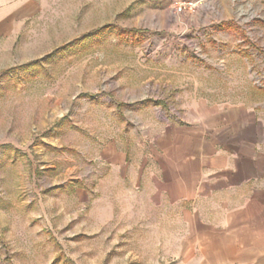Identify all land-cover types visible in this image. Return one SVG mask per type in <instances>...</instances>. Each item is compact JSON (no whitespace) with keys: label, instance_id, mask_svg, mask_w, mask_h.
I'll return each instance as SVG.
<instances>
[{"label":"rangeland","instance_id":"rangeland-1","mask_svg":"<svg viewBox=\"0 0 264 264\" xmlns=\"http://www.w3.org/2000/svg\"><path fill=\"white\" fill-rule=\"evenodd\" d=\"M197 96L264 112V0H68L1 40L2 263L184 264L177 212L104 149L142 154Z\"/></svg>","mask_w":264,"mask_h":264},{"label":"crops","instance_id":"crops-1","mask_svg":"<svg viewBox=\"0 0 264 264\" xmlns=\"http://www.w3.org/2000/svg\"><path fill=\"white\" fill-rule=\"evenodd\" d=\"M66 1L0 0V41H16ZM209 98L162 121L140 155L106 146L110 176L177 212L171 256L184 264H264V112Z\"/></svg>","mask_w":264,"mask_h":264},{"label":"built area","instance_id":"built-area-1","mask_svg":"<svg viewBox=\"0 0 264 264\" xmlns=\"http://www.w3.org/2000/svg\"><path fill=\"white\" fill-rule=\"evenodd\" d=\"M178 8H180V6L178 5Z\"/></svg>","mask_w":264,"mask_h":264}]
</instances>
